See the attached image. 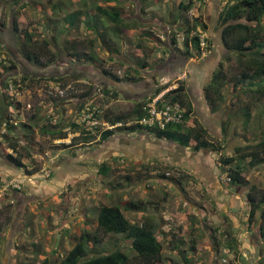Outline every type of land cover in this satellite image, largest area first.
<instances>
[{"label":"rangeland","instance_id":"rangeland-1","mask_svg":"<svg viewBox=\"0 0 264 264\" xmlns=\"http://www.w3.org/2000/svg\"><path fill=\"white\" fill-rule=\"evenodd\" d=\"M228 1L221 0L220 7ZM178 2V0L145 2L120 0L118 4L121 6L124 22L129 26L127 31L120 26H113L107 30L110 48L115 45L118 52L114 54L110 51L107 54L103 52L98 41L94 40L95 33L85 29L82 24L69 31L70 34L65 32L67 33L65 35L62 31L67 25L63 20L67 13L91 10V5L100 3V0H0V123L1 118L5 117L16 121L15 124L10 123L14 126L12 132H8V125L3 129L0 124V155L3 157L2 153L9 149L5 136H12L18 146L17 151L26 158L29 167L25 165L21 168L24 172V178L20 179L21 187L15 189L16 192L9 190L8 198L1 199L0 202V264H30L34 261L42 264L46 258L49 264H57L84 230L95 233L99 240L101 239L97 243L88 242L86 248L89 256L107 253L115 247L128 255H133L125 236L105 234L96 230L97 208L102 204L120 205L124 216L131 222L139 223L148 217L155 224H159L158 237L163 246V260L159 264H264V237L259 230L262 219L258 211L252 221L248 218L250 205L245 194L248 186L256 181L259 183V190L264 191V163L245 172L249 184L233 186L227 183L228 179L217 161L216 152L208 149L212 152L208 166L229 188L221 191L231 192L230 195H221V199L216 200L220 196L214 198L215 196L207 192V187L202 184V175L198 171H202L201 169L193 168L187 171L182 167L183 162L174 163L173 159L171 162L164 159L167 158L163 155L167 153L168 148L172 149L171 141L167 147L160 142L162 139L155 138L147 131L148 129L138 128L130 132L123 127L116 132L113 131L108 139L96 141L89 139L92 142L64 147L63 144L70 143H53L56 137L50 133L53 129L48 126L50 123H57L52 121L53 115H56L60 117L58 122L62 123L63 129L66 132L72 131L70 121L76 118L78 109L81 108L79 105L81 100L79 101V97L76 96L78 94L67 98L57 97L55 101L38 97L33 92H24L21 97L13 95L14 97L10 98L8 94L5 96L1 86L8 81L15 83L18 78L26 80L36 77V80L48 81L51 77L64 76L71 79L70 74L80 72V78L91 75L89 77L94 79V83L99 84V90L91 93L89 98L86 100L84 97L81 98L84 103L91 99L92 104H98L112 113L128 112L131 105L125 102L123 97L110 98L103 92V88H110V91L119 94V89L125 90L127 85H121L118 89L109 87L107 79L103 81L105 84L99 83L95 77L99 76L100 66L95 65L96 67L87 72L88 69L81 66L90 63H77L67 55L63 44L67 41V45H75L80 53L93 52L98 61L102 60L104 67L112 68V72L114 70L122 73L128 64L141 60H148L152 68H158L159 61H167L169 54L161 47L164 45L159 42L153 43L141 33L146 30L143 27L150 28L161 40L166 39L167 28H171L169 20L175 18L178 24L182 16L186 15L185 13L180 15V9L176 7ZM205 2L209 3L210 0H205L204 4ZM12 14L16 15L18 32L13 31ZM101 20L105 25L107 23L110 25L107 20ZM216 27L220 29L217 24ZM23 30L32 34L31 40L26 39ZM45 39L49 41L47 44L43 43ZM139 41L144 56L136 58V54L139 53L136 44ZM210 45L208 50L215 47L212 42ZM32 46L35 49L41 47L47 50L49 55L54 56V61L44 67H37L27 61L23 56V50L31 49ZM214 49L219 62L213 71L219 68V64H223L222 68L226 74V80L221 87L224 101L220 103L221 107L216 112L207 113L211 115L205 123L216 140L226 142L224 153L228 154L236 145L253 143L261 137L264 128V88L257 91L255 85L242 89L235 87L233 80L243 69L242 61L238 60L234 52H228L222 45ZM156 53L159 57H153ZM107 55L112 57L117 55L118 61L109 59ZM196 56L194 54L192 59L196 60ZM9 59L12 60L14 68L4 70V67L9 65ZM42 61H46V58L43 57ZM85 61L81 58V62ZM119 62H122V65ZM210 71L212 68H209L208 72L205 70L204 76L206 73L210 74ZM211 75L204 84L201 82L204 76L200 78V85H206ZM138 76L141 77L139 74ZM75 82L78 84L82 81ZM167 82L169 85L171 81ZM78 89L85 92L83 86H78ZM211 96L214 97L213 94ZM6 103L8 106H5ZM27 103L31 104L29 109L26 108ZM104 103L107 107H104ZM116 106L123 109L114 108ZM127 106L129 108H126ZM28 124H32L33 127L30 129L25 127ZM117 134L135 139L124 144L120 137H116ZM97 135L93 134L90 138H97ZM187 162H184V165ZM102 163L108 167L105 174L98 171ZM187 166L189 167L188 164ZM204 167H207V164ZM45 168L49 169L48 175L45 174ZM34 169L38 171L37 174L27 172ZM181 171L187 172V175H182ZM57 173L61 178L57 177ZM162 174L166 178H163ZM171 176L178 178L182 188L171 183L167 178ZM2 183L0 179V184ZM35 186L41 187V190L35 189ZM228 198L229 206L226 205ZM6 201L10 205L5 206ZM124 201L145 202V208L134 210L126 207ZM230 202L234 207L230 206ZM262 206L264 207V204L259 205V209ZM178 228L180 234L177 232L179 235L177 240H182L178 244L183 247V251L174 248L176 244L173 242L172 234ZM226 232L233 235L241 253L231 251L226 245ZM189 233L191 235H188ZM181 234L186 236L185 239L193 235L197 238L192 249L190 241L187 239L184 241L185 239L180 237ZM249 239L252 242L256 241L257 247L253 249L249 245L250 250L242 249V244L247 248Z\"/></svg>","mask_w":264,"mask_h":264},{"label":"trees","instance_id":"trees-1","mask_svg":"<svg viewBox=\"0 0 264 264\" xmlns=\"http://www.w3.org/2000/svg\"><path fill=\"white\" fill-rule=\"evenodd\" d=\"M178 1L179 2L176 4V7L180 9V15L182 16L184 13L186 15L182 16L178 24H176L175 18L169 20L168 24H170L171 28H167L168 34L166 39L161 40L160 36L155 34L153 29L145 27L143 28L146 30H144L141 35L144 34V37L151 39L150 41L155 44H158L159 42L164 45L161 47H163L165 53L169 54L172 52L181 55L182 57L189 58L194 54L200 55L203 49L199 45L198 35L192 34V31L196 33L200 31L203 32V30H205L208 26V22L204 18L205 11L203 5H205V0H203L201 4L195 8L196 12L191 16V18H189V15L187 14V11L192 5L191 0ZM119 2L120 0H100V3L91 5L93 9L91 10L93 12L91 10H86L85 12H82L83 10H75L67 13L63 17V20L67 24L62 28L63 33L66 35L67 33L65 32H71L74 28H78L80 24H82L85 29L95 33L96 37L94 40L98 41V44L104 53L106 52L109 54L110 51H112L114 54H117L118 52L114 44V47L112 49L110 48V39L106 36V33L107 30L113 26H120V28L123 27L125 30L128 29L129 25L124 22L122 9L118 4ZM214 13L215 12L212 13V16H214ZM11 16L13 31L18 32L19 28L16 15L12 14ZM101 19L107 20L110 25H108V23L105 25ZM216 24L220 28L218 30L220 33L219 35L222 47L228 52H234L238 56V60L242 61L241 65H243V69L239 72L237 77H234V86H238L239 89H242L245 86L255 85V89L257 91H261V89L264 88V0H229L227 4L221 6L218 10L216 15ZM23 33L26 35V39L28 41L32 39V34L26 32V30H23ZM179 35H183L180 46L178 45ZM48 42L49 41L46 39L43 40L44 44H47ZM90 42H92V40H90ZM206 42L207 46L211 47V40L208 37H206ZM140 43L141 42L139 41L136 44V49L139 50V53L136 54V58L144 56ZM63 46L67 55L70 58H73L77 63L88 62L91 64H83L81 66L83 69H88L89 71L87 70V72H90L92 67H96L95 65H97V67L100 66L98 73L99 76H97L99 78L95 77L99 83L102 82L101 77H105L108 82L113 81L120 83V86L135 83L141 79V77L138 76L140 72L146 71L152 67L148 60H141L135 63L132 62L133 64H128L125 69L122 70V73L115 72L114 70L112 72V68L110 66L104 67L102 60L98 61L93 52L80 53L78 49L75 48V45H67V41L64 42ZM23 56L27 61L37 67H44L47 63L54 61V56L49 55L47 50H44L41 47L37 49L34 47L31 49H24ZM116 56L113 55L112 57L111 55H107V57L112 60H117L118 58ZM43 57L46 58V61H42ZM81 58L86 61L81 62ZM122 62L119 63L122 65ZM218 67L219 68H216L212 72L210 81L202 87V94L209 106L210 112H216L219 107H221L220 103L224 101V97L221 94V87L226 80V74L222 68L223 64H219ZM10 68H14V65L12 60L9 59V65L8 67H4V70ZM89 74L92 73H88V75ZM69 76L71 79H67L64 76H58L51 77V80H55L57 82L59 81L63 84L71 80L76 87H85V92H81L82 90L80 89L78 93L72 94V96L78 94L76 96L79 97V101L81 100L79 105L82 108L84 100L89 98L93 91L95 81L89 77L91 75L80 78V72L74 74L72 73ZM75 80L82 81L83 83L78 82V84H76ZM246 80L249 82H246ZM182 82L183 81H179L177 86L170 88L163 93L160 97V101L158 102V105L164 101L179 102L185 108L182 120L176 124H169L164 129L147 128V131L151 132L155 138L171 141L179 145L181 148L189 151L197 152L202 149H209L212 152H216L217 161L219 162L221 169L225 172V175L228 178L227 183H229V185L240 186L249 184V181L245 177V172L248 169L257 167L258 164L260 165L264 163V128L261 131V137L258 141L236 145L234 150L228 154L224 153L226 142H220L218 139L216 140L214 136L208 133L206 127L201 124L196 116H192V105L188 99V94L185 93L187 89ZM3 85L6 86V84L1 85L6 96ZM168 86L169 85L166 84L156 88L154 95H157ZM211 94H213L214 97H212ZM83 97L84 100L82 101ZM55 100L56 99H52V101ZM146 101L147 100L136 102L133 109L128 112L112 113L110 110L105 109L104 117L108 119L110 118L113 122L117 120L126 121L134 116L138 118L144 112L143 106ZM5 106H8V104L6 103ZM5 119L8 120L6 117L1 118V122ZM70 126L72 127V131L80 128L76 122L73 121H70ZM25 127L30 129L33 125L28 124L27 126L25 125ZM48 127L53 129L50 130V133L55 137L64 138L67 136V132L63 129L61 122L50 123ZM137 127V125L126 126L127 130L130 132L138 129ZM13 128L14 126L8 123V132H12ZM86 132L87 131L84 129H81L78 136L93 139L90 138L92 134ZM113 133V130H104L100 134L99 140L108 139ZM5 139L9 143L8 147L16 152V154L14 155L5 150L6 152L2 153L3 157L18 168L24 167L25 165L21 160L22 156L17 151L18 146H16V142L13 137L6 135ZM77 140L78 137H72L70 144H63V146L69 147L72 142H76ZM36 171V169L27 170L29 174H33ZM98 171L99 173L105 174L108 171V167L102 163L99 165ZM181 174L185 176L187 175V172L181 171ZM161 176L166 178L164 174ZM167 178L173 185L175 184L179 188H182V184L178 181V178L173 176ZM245 194L247 203L250 205L248 218L252 221L258 211L259 217L262 219V222L259 225V230L261 236L264 237V207L262 206L259 209V205L261 206V204H264V191L259 190V183L256 181L248 186ZM1 199L5 198L0 197V202H2ZM124 203L126 204V207L134 210H142L145 208V202L124 201ZM7 205L10 204L7 203L5 206ZM97 209L96 230L105 234L113 233L125 236L129 248L134 254L128 255L119 248L115 247L107 253L89 256L86 248L88 246V242L93 241V243H97L100 242L101 239L99 240L95 233L84 230L79 234L74 245L62 255L57 264H159L162 262L163 246L158 237L159 224H155L154 221L148 217H145L139 223L131 222L124 216L121 206L118 204H102ZM177 232L180 234V228L172 234V238L174 240L173 242L176 244H174V248H179L183 251V247H180L178 244L180 241L182 242V240H177L179 239ZM190 233L192 234V230H190ZM190 233L188 235H191ZM225 234L226 245H228L231 251L235 253L239 252L238 243L235 241L233 235L230 232H226ZM180 237L184 240L186 236H182L181 234ZM186 239L190 241V244H192L190 247V249H192L197 242V238L193 235L187 237ZM186 239L184 241H186ZM30 264L38 263H35L34 261ZM42 264H49L48 259H44Z\"/></svg>","mask_w":264,"mask_h":264},{"label":"crops","instance_id":"crops-1","mask_svg":"<svg viewBox=\"0 0 264 264\" xmlns=\"http://www.w3.org/2000/svg\"><path fill=\"white\" fill-rule=\"evenodd\" d=\"M220 1L221 0H210L209 3L206 2L205 5H203L204 11H205V12L203 11L204 16L208 22V26L204 31V33H205L204 35H206V37H209V39L211 40V42L213 43V45L216 48L221 46L220 35H219L220 33H219V30L216 29V15H217L218 10L220 9V4H221ZM213 12H215L214 16H212ZM125 31H127V30H125ZM179 46H180V44H179ZM215 47H212L211 49H209L208 53H206V51L203 50L200 55L196 56V60H193L192 57H190V58L189 57H182L181 55H178V54L171 52V53H169L168 58L173 57V55H175L176 58L177 57L180 59L183 58L182 63H180L181 65H179L175 68H172V71H170L171 73L167 74V70L165 68H159V67L155 68L154 67L155 70L149 68L146 71L140 72V74H139L141 76L140 80H138L135 83L126 84L127 86H125V90L119 89L120 83L109 81V83L107 85H109V87L112 86L113 88H118L119 94H117L116 92L110 91V88L109 89L103 88V92L106 96L108 95L110 98L115 97V96H116V99L119 97H123L124 98L123 100L125 102L130 103V105H131V106L129 105L130 110H132L136 102L147 100L149 97L155 96L154 92H155L156 88H158V86H160L162 84H165V83H163L164 81L170 80L171 82L166 89L160 91L157 95L161 96L168 89L177 86L179 81H183L182 83H184V86L187 89L185 93L188 94V99L192 105V112H191L192 116L195 115L196 118L201 122V124H203L204 127H206V129L208 130L207 123H205V122H206V119H208V117H210L211 114L207 115V113H210V111H209V106L206 103L204 96L202 94L203 93L202 87H203L204 82L206 83L207 79L211 75L216 64L219 62L218 55L214 49ZM154 54L155 53H151V55H154ZM153 57H159V54L156 53V56H153ZM164 62H165V60L159 61V63H160L159 66L162 65ZM209 68H212V71H210V74L206 73L204 76V71L207 70V72H208ZM203 76H204V80L203 81L201 80V82H203V84L200 85V78H202ZM155 77L157 78L156 80H155ZM104 79H105V77H101L102 82H100V83H104L103 82ZM124 92L127 95H125ZM129 106H127L126 108H129ZM104 107H107V104L104 103ZM114 108L123 109V107H117V106ZM73 132H75V133H74V135H72V137H75V138L78 137V140L76 142L72 143L69 147H72L73 145L78 146L82 143L92 142V141H89V139H87V138L78 136L79 133L76 130ZM208 132L210 133L209 130H208ZM116 137H120L124 144H126L128 142L130 143V141H132L131 139H135V138H131V136H129V137L120 136V134H117ZM97 139H99V138H93V141H96ZM160 142L162 144L166 145L167 147L170 146V141L160 140ZM77 143H79V144H77ZM171 148H172L171 150L168 148L167 153L163 155V157L167 156V158L166 157L164 158L165 160H169V162H171V159H173L172 162H174V163H178V162L182 163L183 162L182 167H185V169L187 171L193 170V168L195 170L201 169L202 171H200V170H198V171H199V174L202 175V177H201L203 180L202 184H203V186L207 187L206 188L207 192H211L213 194V196H215L214 198H216L217 195L220 196V197H217L216 200L221 199V195H224V194L230 195L231 192H229V190L226 193H223L221 191V190L227 188V184L221 180V178L217 175L216 172L212 171V168L209 167L210 165H209L208 160L211 158L210 157V155L212 154L211 151H209L208 149H202L201 151H197V152L189 151L187 149L181 148L179 145H177L176 143H173V142H172ZM34 155H37V154H33V156ZM170 156H171V158H170ZM21 160L24 163V165H26L27 168H29L27 165L28 162L26 161V158L24 156H22ZM186 161H188L187 164L189 165V167L187 166V164L184 165V162H186ZM205 164H207V167H204ZM198 165H200L202 167L199 168ZM0 166H1L0 167V179L2 181H4L6 178H8L11 175H15L16 178H18L20 182L24 178L23 177L24 172L21 170V168L16 167L10 161H8L7 159H4L1 155H0ZM35 173L37 174L38 171ZM35 173H33V174H35ZM57 177H59L58 173H57ZM59 178H61V176ZM36 188H40V190H41V187L35 186V189ZM227 189H229V188H227ZM13 192H16V191L13 190ZM17 193L19 194L20 192H17ZM229 199L230 198L227 199L226 205H228ZM234 201H236V200H234ZM149 202H150V200H149ZM231 202H232V200H231ZM230 206L234 207L232 205V203L230 204ZM247 244H248L247 248H244V246L242 244V249H248L249 248V250H250L251 247L253 249H255L257 247L256 241L252 242L250 239L248 240ZM259 252H262V251H259ZM239 253H241L240 249H239Z\"/></svg>","mask_w":264,"mask_h":264},{"label":"built area","instance_id":"built-area-1","mask_svg":"<svg viewBox=\"0 0 264 264\" xmlns=\"http://www.w3.org/2000/svg\"><path fill=\"white\" fill-rule=\"evenodd\" d=\"M203 0H191L192 5L190 9L187 11V14L189 15V18L193 14H195V8L198 7ZM192 34H197L199 38V45L200 47L208 53V46L206 42V35L202 31L196 33L192 31ZM180 36V35H179ZM178 36V45L182 41L183 37ZM120 73V72H118ZM22 78H18L15 83L12 81H8L6 84V88H4L6 95L8 94L11 97H14L13 95L21 97L24 92L35 93L38 97H44L47 98L49 101L52 99H57V97H64L67 98L69 96L72 97L73 93H78L79 89L75 86V84L72 81H68L67 83L63 84L61 82H57L55 80H36V77L34 78H28L21 80ZM38 81V82H36ZM163 83H167V81H164ZM163 85V84H162ZM174 88V87H173ZM95 90H99V84L94 83V88L92 93ZM160 95H155L152 97H149L143 106L144 112L142 115L138 118L134 116V118H129L126 121L123 120H117L115 122L111 121L109 118L104 117V111L105 109L101 107L98 104H92V100L89 99L88 102H85L82 108L78 109V113L76 115V118L73 120V122H76V124L80 127L78 130H76L79 134L81 132V129L87 131L86 133L90 134H98L96 137L99 138L100 134L104 130H113L116 132L119 129H122L123 127L126 128V126L130 125H137V128H155V129H164L169 124H176L180 122L183 118V114L185 112V108L177 101L169 102L164 101L160 105H158V102L160 101ZM31 107L30 103L26 104V108L29 109ZM60 120V117L53 115V122H58ZM8 123H16V121L12 118H9L8 120H3L1 122L2 128ZM70 126V125H69ZM137 130V129H136ZM75 132L68 131L67 136L64 138H58L56 137L53 139V143L60 144V143H70L72 139V135H74ZM8 151L12 154H16L12 149H8ZM45 174L48 175L49 169H44ZM227 178V177H226ZM228 179V178H227ZM20 181L15 177H9L3 181V183L0 185V197L2 198H8L10 192L9 190H15L19 189L21 187ZM226 251L229 252L227 249Z\"/></svg>","mask_w":264,"mask_h":264},{"label":"flooded vegetation","instance_id":"flooded-vegetation-1","mask_svg":"<svg viewBox=\"0 0 264 264\" xmlns=\"http://www.w3.org/2000/svg\"><path fill=\"white\" fill-rule=\"evenodd\" d=\"M171 58H168L167 61H165L162 65L159 66V68H165L167 70V74L168 73H171L170 71H172V68H175V67L181 65L180 63H182V61H183L182 59H180L178 57L176 58L175 55H173V57H171ZM166 62H168V63L166 64ZM165 64H166V66H165ZM152 67H151V69H154L155 70V68H152ZM167 83H165L163 85H166ZM163 85H160V86H163ZM160 86H158V87H160Z\"/></svg>","mask_w":264,"mask_h":264},{"label":"clouds","instance_id":"clouds-1","mask_svg":"<svg viewBox=\"0 0 264 264\" xmlns=\"http://www.w3.org/2000/svg\"><path fill=\"white\" fill-rule=\"evenodd\" d=\"M7 179V178H6Z\"/></svg>","mask_w":264,"mask_h":264}]
</instances>
